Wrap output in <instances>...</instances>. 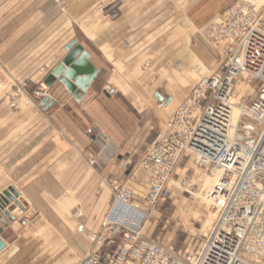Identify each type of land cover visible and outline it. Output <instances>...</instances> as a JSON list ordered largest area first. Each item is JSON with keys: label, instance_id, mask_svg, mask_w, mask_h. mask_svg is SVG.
<instances>
[{"label": "crops", "instance_id": "obj_1", "mask_svg": "<svg viewBox=\"0 0 264 264\" xmlns=\"http://www.w3.org/2000/svg\"><path fill=\"white\" fill-rule=\"evenodd\" d=\"M234 1L0 0V197L17 193L0 211V264H76L100 249L88 236L106 218L132 215L115 200L116 179L128 181L146 210L140 160L192 85L216 69L220 47L204 32ZM74 39L98 71L84 96L55 83L45 97L11 108L8 91L44 82ZM186 176L201 184L191 156L176 172L178 181ZM24 218L32 224L22 226ZM164 228L155 221L145 235L153 240ZM161 244L178 254L196 248Z\"/></svg>", "mask_w": 264, "mask_h": 264}, {"label": "built area", "instance_id": "obj_2", "mask_svg": "<svg viewBox=\"0 0 264 264\" xmlns=\"http://www.w3.org/2000/svg\"><path fill=\"white\" fill-rule=\"evenodd\" d=\"M220 47L214 72L200 78L178 105L165 130L146 149L140 168L148 179L140 211L126 179L111 182L130 218H106L88 237L100 244L76 264H260L264 259V1L235 0L204 33ZM242 90H238L239 84ZM251 89L252 96L248 94ZM49 90L33 92L43 98ZM109 95L116 89L107 86ZM21 88L7 95L17 108ZM102 138H106L103 133ZM208 179L206 199L215 213L210 232L192 251L178 254L144 235L170 197L173 176L186 157ZM205 190V187L203 188ZM2 210V209H1ZM0 210V211H1ZM22 226L31 220L24 218Z\"/></svg>", "mask_w": 264, "mask_h": 264}, {"label": "rangeland", "instance_id": "obj_3", "mask_svg": "<svg viewBox=\"0 0 264 264\" xmlns=\"http://www.w3.org/2000/svg\"><path fill=\"white\" fill-rule=\"evenodd\" d=\"M204 39L208 44L205 35ZM18 87L21 88L22 92L20 95V102H23L26 98L30 97L33 100V92L39 89L49 90V87H47L44 82H40L31 91L26 90V85H24V87L23 85H21V87L19 85ZM13 89H16V87ZM237 89H244L243 84L240 83ZM11 90H9L8 93ZM247 91L248 94L252 96L251 89L247 88ZM6 101L8 103L7 96ZM192 159L195 165L194 158L192 157ZM184 160L185 158L181 161L179 166ZM196 168L201 173V184L199 186L189 185L188 176H186L183 180L178 181L176 179V170L170 188L171 198L169 197L159 207V211L154 213L146 224L147 227L150 223L156 221L158 228H161L163 225H165L162 233L158 234L153 240L158 239L161 243V239H163V242L166 246L173 248L176 251H184L186 249H193L197 247L203 238V235L207 233L215 218L214 210H212L211 205L206 199V191L209 187L205 186V183L208 177L197 166ZM204 187L205 190L203 189ZM174 191L177 192L178 199L176 203H171L173 199H175L173 197ZM260 264H264V259Z\"/></svg>", "mask_w": 264, "mask_h": 264}, {"label": "water", "instance_id": "obj_4", "mask_svg": "<svg viewBox=\"0 0 264 264\" xmlns=\"http://www.w3.org/2000/svg\"><path fill=\"white\" fill-rule=\"evenodd\" d=\"M65 50L66 55L46 77L44 83L49 88L58 83L74 99L80 100L89 89L98 71L90 62L89 53L81 45L77 44L75 39L66 46ZM155 96L160 102H163V98L159 94ZM46 102H48V99H45ZM16 197L17 193L12 188L4 191L2 197H0V210L9 201L14 202ZM4 215L8 216L6 213ZM3 248L4 243L0 239V251Z\"/></svg>", "mask_w": 264, "mask_h": 264}]
</instances>
